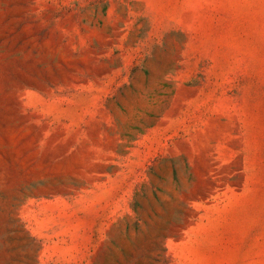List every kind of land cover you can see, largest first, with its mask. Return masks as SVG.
Instances as JSON below:
<instances>
[{"label":"rangeland","instance_id":"1","mask_svg":"<svg viewBox=\"0 0 264 264\" xmlns=\"http://www.w3.org/2000/svg\"><path fill=\"white\" fill-rule=\"evenodd\" d=\"M0 264H264V0H0Z\"/></svg>","mask_w":264,"mask_h":264}]
</instances>
